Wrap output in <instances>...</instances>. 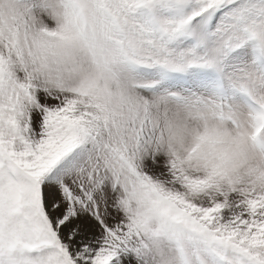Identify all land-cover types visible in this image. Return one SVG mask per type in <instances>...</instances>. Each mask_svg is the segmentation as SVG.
I'll use <instances>...</instances> for the list:
<instances>
[{
  "label": "snow or ice",
  "instance_id": "6c2138e0",
  "mask_svg": "<svg viewBox=\"0 0 264 264\" xmlns=\"http://www.w3.org/2000/svg\"><path fill=\"white\" fill-rule=\"evenodd\" d=\"M0 264H264V0H0Z\"/></svg>",
  "mask_w": 264,
  "mask_h": 264
}]
</instances>
